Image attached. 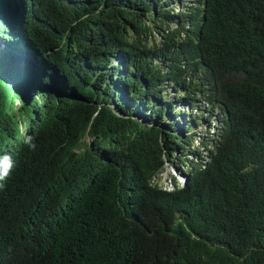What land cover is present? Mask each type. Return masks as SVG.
Here are the masks:
<instances>
[{
	"label": "trees",
	"instance_id": "16d2710c",
	"mask_svg": "<svg viewBox=\"0 0 264 264\" xmlns=\"http://www.w3.org/2000/svg\"><path fill=\"white\" fill-rule=\"evenodd\" d=\"M20 1L0 34L36 64L0 57V264H264V0ZM197 94L220 130L165 191Z\"/></svg>",
	"mask_w": 264,
	"mask_h": 264
},
{
	"label": "rangeland",
	"instance_id": "374dc122",
	"mask_svg": "<svg viewBox=\"0 0 264 264\" xmlns=\"http://www.w3.org/2000/svg\"><path fill=\"white\" fill-rule=\"evenodd\" d=\"M17 11L14 10L10 16L11 19H14L16 17ZM13 24H16V20L14 19ZM0 30H2L0 28ZM3 36L0 35V39H2ZM4 39V38H3ZM7 40V38H6ZM5 42V41H4ZM6 50V51H5ZM11 52L14 56V58L16 59V65L15 68L18 71H26V72H31L34 69L33 62L35 63V61L33 60L35 57L33 55H22L20 50H10L9 48H7V46H5V49L3 51H1V46H0V57L4 52ZM36 64V63H35ZM173 90V88H172ZM167 90H164L163 93H165ZM175 95V92H173L172 97ZM166 101H168V98L166 97L165 99ZM195 107V106H193ZM198 107V105H197ZM174 110L177 111L176 115L179 116L180 113V109L181 106L174 104ZM172 109V110H173ZM192 113L194 114L195 111H192ZM194 118H196L195 124L198 125V128L195 129V133L198 135H191L190 137H188V139L186 140V138H184V141L181 142V140L179 141V143H182L180 147H177L178 145L176 144V140L178 141V139H175V143L174 146H176L177 150L173 151V155H171L169 158L164 157L163 161L165 162L164 164V168L162 169V171H160V173L158 175H156L155 179L153 181H155L156 183H158L159 185L163 186L164 188L168 187V183L172 180H174L175 178L179 177L182 173H187L188 170L191 167V163L192 160L195 159V157H197V154L199 156V154L201 155H205L206 151L204 150L203 147V142H206L210 147H212V139H211V134H207L206 130H204V128H202V126H199V121L201 119V115L198 114L197 116L194 115ZM168 116L165 117V121L167 122ZM176 123V125L174 124V122ZM173 121H168L167 124L170 125V127H173V132L174 135H179L181 138L183 137V131H182V127L184 126V123H182V121L177 120L175 118V120ZM164 123V121H163ZM187 127V125H186ZM193 126L189 123L188 127L186 128L187 132H191ZM210 132H214L213 130H210ZM210 138H208V137ZM197 151V152H196Z\"/></svg>",
	"mask_w": 264,
	"mask_h": 264
},
{
	"label": "clouds",
	"instance_id": "9594fccd",
	"mask_svg": "<svg viewBox=\"0 0 264 264\" xmlns=\"http://www.w3.org/2000/svg\"><path fill=\"white\" fill-rule=\"evenodd\" d=\"M6 1L7 0H0V19H3V16H4V18L7 21V25L9 27V29H11L10 21H11V24H12V19H10L9 14L5 10V3H6ZM176 3H180V0H177ZM170 27L171 28H174V25L171 24ZM0 31H2V30H0ZM11 31H12V29H11ZM3 38L0 39L1 51H3L5 49V46H7V48H9L8 45H7L8 42H7L6 38L4 36H3ZM4 53L1 55V57L4 55ZM200 97H201V95L200 94H197L196 95L195 102H197ZM194 103L193 104H189L188 102H185L184 101V102H182L179 105V106H181V109H180L181 111L179 113V116L176 115L177 111L174 110V109L172 110V112L169 113V115H170L171 121L175 120V118H176L177 120H180V121H182V123H184V126L182 127V131H183V135L182 136L183 137H182L181 142L184 141V138H186V140H187L188 137H190L191 135L198 136L195 133V129L198 128V125L195 124L196 118H194V115H196V116L198 114L201 115V119L199 121V123H200L199 126H202V128H204V130H206V133L207 134H211L212 135L211 136V139H212V147L209 148L208 144L206 142H203L202 144H203L204 150L206 151V154L204 156L201 155V154H199V156H198V154H197V157H195V159H193V160L199 162L201 160V156H202V157H204V161H207L208 160V157H207L208 151H209V149H212L213 148L215 135L220 130L219 117H221L222 115L216 113L213 110H211L210 112H207L208 104L207 103H204V101H198L195 105H194ZM193 105L195 107H193ZM197 105H198V107H197ZM192 111H195V113L193 114ZM189 123L193 126V129L191 130L192 133L186 131V128L188 127V124ZM174 124L176 125L175 122H174ZM186 125H187V127H186ZM210 130H213L214 132L211 133ZM20 131H21V128H20ZM208 138H210V137H208ZM180 144H182V143H180ZM187 175H189L188 172L186 174L185 173H182L179 177L175 178L174 181L173 180L170 181L168 183V187L167 188H164L161 185L160 186L165 191H173L175 189L182 188L185 185V183L187 182V180H186V176ZM155 177H153L151 183L158 185V183H156L155 181H153L155 179Z\"/></svg>",
	"mask_w": 264,
	"mask_h": 264
},
{
	"label": "water",
	"instance_id": "95a60500",
	"mask_svg": "<svg viewBox=\"0 0 264 264\" xmlns=\"http://www.w3.org/2000/svg\"><path fill=\"white\" fill-rule=\"evenodd\" d=\"M21 6H22V1H20V0H7L6 1V3H5V10L9 14L10 19H11L10 14L14 10H16L17 13H18V11L20 12ZM17 13L15 15H18ZM188 177H189V175L186 176V180L188 179Z\"/></svg>",
	"mask_w": 264,
	"mask_h": 264
}]
</instances>
